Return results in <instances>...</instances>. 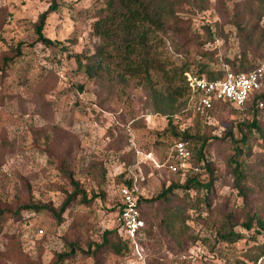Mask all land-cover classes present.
<instances>
[{
    "label": "rangeland",
    "instance_id": "obj_1",
    "mask_svg": "<svg viewBox=\"0 0 264 264\" xmlns=\"http://www.w3.org/2000/svg\"><path fill=\"white\" fill-rule=\"evenodd\" d=\"M52 1L0 0V264H248L264 240V108L220 103L197 114L187 89L179 95L158 69L150 82L130 74L118 57L89 77L79 63L102 42L92 24L105 0H56L43 33L61 43L45 45L35 24ZM147 1L158 17L151 56L164 67L206 76L199 64L264 61V0ZM150 86L171 95L176 131L202 147L209 187L175 186L190 172L167 169L177 137ZM125 183L145 199L146 229L138 247L116 253L102 235L116 229ZM30 203L45 206L22 207ZM230 230L239 237H221Z\"/></svg>",
    "mask_w": 264,
    "mask_h": 264
},
{
    "label": "trees",
    "instance_id": "obj_2",
    "mask_svg": "<svg viewBox=\"0 0 264 264\" xmlns=\"http://www.w3.org/2000/svg\"><path fill=\"white\" fill-rule=\"evenodd\" d=\"M105 4L106 6L103 9V11H105V14L98 17L92 24L94 34L98 36L102 42H100L96 46L94 53L88 56V61L86 63L82 64L81 61L79 63V65L84 66L85 73L89 77L94 76L98 74L99 70L107 68L108 63H106L105 61L114 57H118L121 60L125 71L130 74L136 75L145 74L149 82L151 81V69H158L162 71L164 76L168 78L169 84L173 88L179 89V95H182L181 91L187 89L189 93V101L191 94L187 86L185 76V72L189 70L188 67L182 66L178 68L176 66H171L166 68L162 65L161 62L155 59V57L151 56V43L153 36L150 24L158 23V17L156 16L157 13L152 11L151 3L147 0H105ZM57 7L58 3L56 2V0H53L49 8L39 15V19L35 24L37 40L45 45H56L61 43L59 41H53L49 39L43 33L44 21L47 14L50 11L57 9ZM113 51H115V53H113ZM242 58H240L239 63L229 61L230 64L232 66H235L236 69L231 70L228 68V70L235 72L250 70V66ZM199 66L200 67L198 68V71L200 73L205 72L206 77L210 80L222 78L226 72V69H211L208 64H199ZM256 66L257 65H255L254 67ZM177 82H179L181 85H177ZM149 90L152 96V105L155 111L166 116L168 126L172 127L173 134L177 137L175 141H185L187 147L191 152L189 161L193 165L199 166L203 169L199 172L187 173L183 183L175 186L185 189L196 188L197 190L209 187V183H205L199 179L202 173L212 171L210 168L209 160H206L205 156L203 155L202 147L198 148L197 150L193 148V142L195 139L187 128L179 132L176 131L175 126L172 124V117L175 111L173 108L174 100L171 99V95L167 92V94H164L162 90L155 89L153 88V86H150ZM262 100L264 101L263 87L259 90L254 91L246 101V103L240 108L243 109L250 103V107L252 109H258V102ZM189 103H191V100L189 101ZM220 103L230 104L226 100L215 101L212 108L209 110V113H212L216 106ZM190 107V109L193 110L192 103ZM251 124L254 127H258L255 118L252 120ZM234 161H236L233 171L235 175V185L238 188L242 189V185L240 184H242L241 182L245 183V181L247 180V175L245 174L244 168L241 167V161H237V159H234ZM125 184L132 185V183ZM170 189L171 188L169 187L165 192L169 191ZM143 201H145V199L139 195L138 203L140 217L144 220V229H146L145 216L143 215L142 211ZM44 206V204L40 205L36 203H30L22 207L29 209L30 211H39ZM15 215H18L17 211L15 212ZM256 219L259 226L258 230L263 232L264 222L259 217H257ZM245 226L246 228H250L251 224L247 222L245 223ZM221 237L231 241L232 239L239 237V234L235 233L233 230H230L222 233ZM102 242V246L108 245L116 253H122L123 248L128 247L127 242L119 235L117 228L115 230L105 231L102 235ZM263 247L264 242L258 245V250L252 257L251 261L255 260L259 256L260 251ZM250 262L248 264H250Z\"/></svg>",
    "mask_w": 264,
    "mask_h": 264
},
{
    "label": "built area",
    "instance_id": "obj_3",
    "mask_svg": "<svg viewBox=\"0 0 264 264\" xmlns=\"http://www.w3.org/2000/svg\"><path fill=\"white\" fill-rule=\"evenodd\" d=\"M185 76L193 111L200 115H208L215 101L226 100L234 107L240 108L254 91L261 89L264 81V61L248 71L235 72L226 69L222 78L213 80L191 72H185ZM258 107L264 108L263 100L258 102ZM172 151L177 161L168 163L169 171L199 172L203 170L189 161L191 152L185 141H175ZM117 196L119 204L116 211L117 231L127 243L131 244V247H138L144 238L145 225L140 217L137 189L134 184H120L117 188ZM250 264H264V247Z\"/></svg>",
    "mask_w": 264,
    "mask_h": 264
}]
</instances>
